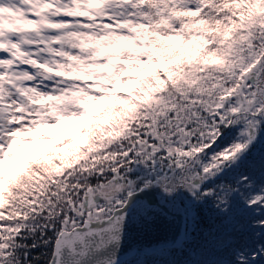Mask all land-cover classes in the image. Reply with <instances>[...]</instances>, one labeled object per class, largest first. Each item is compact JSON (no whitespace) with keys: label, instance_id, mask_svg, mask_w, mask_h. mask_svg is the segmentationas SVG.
<instances>
[{"label":"snow or ice","instance_id":"snow-or-ice-1","mask_svg":"<svg viewBox=\"0 0 264 264\" xmlns=\"http://www.w3.org/2000/svg\"><path fill=\"white\" fill-rule=\"evenodd\" d=\"M0 264H264V0H0Z\"/></svg>","mask_w":264,"mask_h":264},{"label":"water","instance_id":"water-1","mask_svg":"<svg viewBox=\"0 0 264 264\" xmlns=\"http://www.w3.org/2000/svg\"><path fill=\"white\" fill-rule=\"evenodd\" d=\"M171 236V231L163 222L158 223L155 227L148 231H142L137 228L129 230L127 243L148 245L157 240H163L165 237Z\"/></svg>","mask_w":264,"mask_h":264},{"label":"trees","instance_id":"trees-1","mask_svg":"<svg viewBox=\"0 0 264 264\" xmlns=\"http://www.w3.org/2000/svg\"><path fill=\"white\" fill-rule=\"evenodd\" d=\"M65 123H77L76 121H65ZM42 131H52L54 135L56 136H65L71 133V130H68L67 132H56L55 130H50V129H44ZM43 143V142H42ZM202 216L204 217L205 222H207L211 216V213L208 211V209L206 208L203 213Z\"/></svg>","mask_w":264,"mask_h":264}]
</instances>
